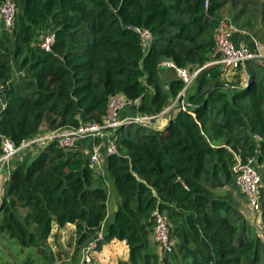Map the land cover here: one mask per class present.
I'll return each instance as SVG.
<instances>
[{"label": "trees", "instance_id": "1", "mask_svg": "<svg viewBox=\"0 0 264 264\" xmlns=\"http://www.w3.org/2000/svg\"><path fill=\"white\" fill-rule=\"evenodd\" d=\"M6 0H0V4ZM15 25L0 19V156L2 141L20 145L48 131L102 123L116 94L155 116L180 96L184 82L162 64L201 69L168 125H124L106 171L121 198L108 218V188L80 148L49 144L12 169L0 206V234L23 249L45 247L57 225H74L79 249L103 231L97 251L125 241V264H264V62L228 80L216 33L228 15L237 30L264 44V0H14ZM151 34L145 46L142 31ZM55 34L51 52L42 48ZM238 79V85L234 80ZM261 166V226L245 217L247 197L236 168ZM223 189H226L223 191ZM221 191V192H219ZM171 227L172 252L160 254L152 213ZM24 264H35L28 259Z\"/></svg>", "mask_w": 264, "mask_h": 264}, {"label": "built area", "instance_id": "2", "mask_svg": "<svg viewBox=\"0 0 264 264\" xmlns=\"http://www.w3.org/2000/svg\"><path fill=\"white\" fill-rule=\"evenodd\" d=\"M17 11V4L14 0H6L0 4V19L3 21L8 31H12L14 28ZM236 30V27L231 21L222 20L216 33V51L220 55V58L207 65H221L224 71V78L229 81L231 77L238 72L239 68L245 66L246 63L250 61H264V44L258 42L256 44V51H251L244 46H237L233 41V33ZM142 37L145 46H149L152 40L151 34L143 30ZM54 43L55 34L53 32H48L43 38L42 48L47 52H51ZM162 66L173 70L176 76L184 82L183 91L168 110L171 111L179 107L185 111L189 104L184 100H179V98L185 97L187 90L193 85L201 69L191 72L189 69L178 67L172 62H164ZM134 103L127 100L123 95L116 94L111 96L108 101L107 113L102 123L88 122L82 123L77 129L51 131L44 136L24 140L20 145L15 144L10 138H4L2 141L0 165L3 167V165L10 162L19 154L32 152L34 148H37L35 151L40 153L49 144L57 143L61 148L72 149L76 148L82 139L88 138L92 145L89 153L90 169L93 171L94 175L102 176L105 173L106 158L118 154L115 138V133L118 128L135 123L155 129V127H153L155 120H158L163 114L169 112L166 109V111L155 116L138 115L133 118L122 117L123 110L128 106H132ZM103 145L106 148L105 159L101 152ZM236 171L238 173L237 185L241 189V192L247 197L248 215L260 221L262 214L260 193L262 175L261 166L258 164L257 157L249 158L245 163L240 164L238 168H236ZM4 181L5 178L0 172V206L4 194ZM152 218L154 222L155 242L164 253L172 252L174 242L171 237V227L165 215L159 209H156L152 213ZM103 235L102 231L96 238L83 247L80 264H97L98 242L103 238Z\"/></svg>", "mask_w": 264, "mask_h": 264}, {"label": "rangeland", "instance_id": "3", "mask_svg": "<svg viewBox=\"0 0 264 264\" xmlns=\"http://www.w3.org/2000/svg\"><path fill=\"white\" fill-rule=\"evenodd\" d=\"M221 18L222 20L231 21L228 15V7H225V9L222 11ZM216 55L220 57L217 51ZM233 77L234 75L231 77V80ZM238 79L239 78H236L234 80V84L236 86L239 82ZM247 83L248 81L247 79H245L242 82V86H245ZM158 120H155V122H157ZM154 123L153 127L157 128ZM44 132H48V129L45 124L41 127L39 135L34 138L44 136L45 134H41ZM36 149L37 148H34V151ZM21 156L27 157L28 155L23 154ZM114 188L116 190L115 185ZM239 209L241 210L242 214L247 217L248 220L256 228V232H263L261 221H258L257 218H253L248 215L246 201L241 202V207ZM75 230L76 228L73 230L70 227H64L61 230L55 228L52 232L51 237L48 239L45 247L40 246L38 248L31 249H23L15 240L4 238L0 234V264H24V262L28 259L33 260L35 264H80L82 258V249H79V246L77 244ZM151 239L154 243H156L153 235ZM157 247L159 253L164 254V251L160 248V246L158 245ZM97 264H99L98 261Z\"/></svg>", "mask_w": 264, "mask_h": 264}, {"label": "crops", "instance_id": "4", "mask_svg": "<svg viewBox=\"0 0 264 264\" xmlns=\"http://www.w3.org/2000/svg\"><path fill=\"white\" fill-rule=\"evenodd\" d=\"M233 41L237 46H244L249 48L251 51H256L257 47L256 44L258 43L257 40L250 34L246 32H242L239 30H236L233 33ZM167 71V76L172 75L170 70L168 68H165ZM238 72L242 75L241 77L243 78V81L247 79L248 81V76L246 72V67L243 66L239 68ZM237 74V73H236ZM235 74V75H236ZM234 75V76H235ZM139 102H135L132 106L126 107L123 112H122V117H136L139 114L136 112V108L138 106ZM172 105V104H171ZM170 108V106L167 108V110ZM166 111V110H165ZM169 111V110H168ZM174 114V109L167 112L166 114H163L160 119L155 123L157 128L156 130L162 131L170 122L172 116ZM51 131L44 132L41 134H48ZM116 134V133H115ZM39 135V134H38ZM37 135V136H38ZM76 148L83 149L88 155L91 151L92 145L91 141L88 138L82 139L79 144L77 145ZM101 152L103 153L104 159L106 158V148L104 145L101 148ZM36 153V154H34ZM23 154H27L28 156H21ZM38 153L35 151L29 152V153H21L15 158H13L10 162L6 163L3 165V167L0 165V172L4 176L5 181H4V190H5V185L8 182L10 178V174L13 168L18 166L19 164H23L28 162L30 159L34 158ZM102 177L105 178L106 183H107V188H108V202H107V211H108V218L111 219L114 215V213L117 211L118 206L121 202V198L117 194L113 181L111 178H109L106 167H105V173L102 175ZM226 189H223L225 191ZM221 192V191H219ZM4 196V194H3ZM66 227H70L71 229H75L74 225H67ZM57 228L58 230H61L57 225L54 227V229ZM53 229V230H54ZM129 260V247L127 246L125 241H119V240H113L110 243L104 245L102 247V250L97 252V261L99 264H125Z\"/></svg>", "mask_w": 264, "mask_h": 264}, {"label": "water", "instance_id": "5", "mask_svg": "<svg viewBox=\"0 0 264 264\" xmlns=\"http://www.w3.org/2000/svg\"><path fill=\"white\" fill-rule=\"evenodd\" d=\"M247 64H248V63L245 64V67L247 66ZM207 67H209V66H207ZM205 68H206V67H205Z\"/></svg>", "mask_w": 264, "mask_h": 264}]
</instances>
